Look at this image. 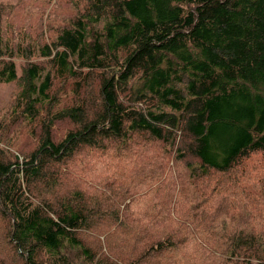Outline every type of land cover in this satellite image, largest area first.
I'll return each mask as SVG.
<instances>
[{
	"label": "trees",
	"instance_id": "obj_1",
	"mask_svg": "<svg viewBox=\"0 0 264 264\" xmlns=\"http://www.w3.org/2000/svg\"><path fill=\"white\" fill-rule=\"evenodd\" d=\"M0 85V264H264V0H0Z\"/></svg>",
	"mask_w": 264,
	"mask_h": 264
},
{
	"label": "rangeland",
	"instance_id": "obj_2",
	"mask_svg": "<svg viewBox=\"0 0 264 264\" xmlns=\"http://www.w3.org/2000/svg\"><path fill=\"white\" fill-rule=\"evenodd\" d=\"M33 6L31 5L30 9ZM15 88L14 86H3L0 85V126L3 128H8L6 143L9 145L7 148L11 150L16 144L18 148L25 149L31 145H34L35 137H39L41 125L39 122H30L27 120L21 121L22 118H18L13 115V105L11 102L14 98ZM39 121H44L42 116H39ZM66 126L65 124H60L59 128ZM57 136V135H54ZM99 167V165H97ZM71 178V177H70ZM69 178L71 189L75 187L78 182L74 178ZM100 188L103 187L99 184Z\"/></svg>",
	"mask_w": 264,
	"mask_h": 264
}]
</instances>
